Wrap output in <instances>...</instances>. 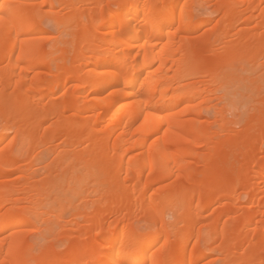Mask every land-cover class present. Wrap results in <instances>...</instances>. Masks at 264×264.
Segmentation results:
<instances>
[{"label":"bare ground","instance_id":"1","mask_svg":"<svg viewBox=\"0 0 264 264\" xmlns=\"http://www.w3.org/2000/svg\"><path fill=\"white\" fill-rule=\"evenodd\" d=\"M0 126V264H264V0H0Z\"/></svg>","mask_w":264,"mask_h":264},{"label":"rangeland","instance_id":"2","mask_svg":"<svg viewBox=\"0 0 264 264\" xmlns=\"http://www.w3.org/2000/svg\"><path fill=\"white\" fill-rule=\"evenodd\" d=\"M196 7L200 8V9H195L196 18L197 19H205L208 16V14L206 13V10L204 8L200 7L199 5H197ZM203 9L205 10V12H204ZM44 19L47 20V21H45ZM44 19H43V22H42L43 23V27L46 28L47 30H50V31L54 32L55 31V29H54L55 27L52 26L53 25L52 22L50 23V20L47 19L46 17H44ZM0 131H1V129H0ZM2 133L3 132L1 131V135L5 136L6 141L4 143H2L0 145V147H6V146H8L10 144V142H8V141L11 140V138L13 137V133H4V135ZM6 144H8V145H6ZM211 210L212 209H210L209 212H211ZM207 214H210V213L207 212Z\"/></svg>","mask_w":264,"mask_h":264}]
</instances>
